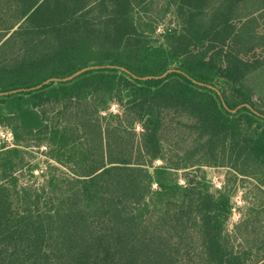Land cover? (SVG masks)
<instances>
[{
	"label": "trees",
	"instance_id": "16d2710c",
	"mask_svg": "<svg viewBox=\"0 0 264 264\" xmlns=\"http://www.w3.org/2000/svg\"><path fill=\"white\" fill-rule=\"evenodd\" d=\"M93 65L0 95V264H264V0H0V92Z\"/></svg>",
	"mask_w": 264,
	"mask_h": 264
},
{
	"label": "rangeland",
	"instance_id": "374dc122",
	"mask_svg": "<svg viewBox=\"0 0 264 264\" xmlns=\"http://www.w3.org/2000/svg\"><path fill=\"white\" fill-rule=\"evenodd\" d=\"M242 82L245 86L251 88L253 92V100L257 103V106L261 109H264V66L258 70L253 71ZM109 111L118 112L119 111L118 105L113 103L110 106ZM37 160L41 162V160H44V156L39 155ZM204 170H205L206 176L208 177L212 185H213L214 177H217L218 180L222 181L223 179L222 169L206 168ZM38 173H40V169H37L35 171V174L38 175ZM178 177H179V182L183 183V179L181 175H179ZM233 197H234L233 199L236 205L243 204L242 202L241 203L238 202L240 198V192H236ZM237 219H238V212L236 210L234 215L231 217V221L235 222Z\"/></svg>",
	"mask_w": 264,
	"mask_h": 264
},
{
	"label": "water",
	"instance_id": "95a60500",
	"mask_svg": "<svg viewBox=\"0 0 264 264\" xmlns=\"http://www.w3.org/2000/svg\"><path fill=\"white\" fill-rule=\"evenodd\" d=\"M108 66H111V65H105V66L93 65V66L82 67V68L76 70L75 72H73L72 74H70V75H68V76H66V77H50V78L45 79V80L42 81L41 83H39V84H37V85H35V86H32V87H30V88H24V89H22V88H19V89H12V90H9V91L0 92V95H1V94L13 93V92H17V91H20V90H30V89L39 88V87H41L43 84L48 83V82H50V81H67V80H70V79L74 78L75 76H77V75H79V74H81V73L87 71V70L95 69V68H100V67H108ZM114 67H118V66H114ZM120 68H121L122 70H126L124 67H120ZM170 71H172V69H169V70L165 71L164 73H162L161 75L156 76V77H159V78H160V77H164V76H165L168 72H170ZM133 76L136 77V78H140V79H144V78H150V77H152V76H143V77H139V76H136V75H133ZM193 81H194V82H197L198 84H201V85L204 84V83H202V82H198V81H195V80H193ZM208 86L213 88V86H211V85H208ZM217 92L219 93L218 90H217ZM222 103H223V105L225 106L223 100H222ZM241 106H247L248 108H250L251 110H253V112H255L256 114H258V112H257L256 110L252 109V107H251L250 105H248V104H240V105H238L236 108L231 109V111L234 112L236 109L240 108Z\"/></svg>",
	"mask_w": 264,
	"mask_h": 264
},
{
	"label": "built area",
	"instance_id": "2783aa9c",
	"mask_svg": "<svg viewBox=\"0 0 264 264\" xmlns=\"http://www.w3.org/2000/svg\"><path fill=\"white\" fill-rule=\"evenodd\" d=\"M137 128H139V127L137 126ZM0 135L2 137H4V138L8 139V140L10 139V133L8 131H1L0 132ZM213 185L216 188H220L221 185H222V181L221 180H218L217 177H214L213 178ZM238 202L241 203V199L240 198H239V201ZM235 212H236V210L233 212V215H234Z\"/></svg>",
	"mask_w": 264,
	"mask_h": 264
},
{
	"label": "crops",
	"instance_id": "0c3cea01",
	"mask_svg": "<svg viewBox=\"0 0 264 264\" xmlns=\"http://www.w3.org/2000/svg\"><path fill=\"white\" fill-rule=\"evenodd\" d=\"M262 68V67H261ZM260 69V68H259ZM258 70V69H257Z\"/></svg>",
	"mask_w": 264,
	"mask_h": 264
}]
</instances>
